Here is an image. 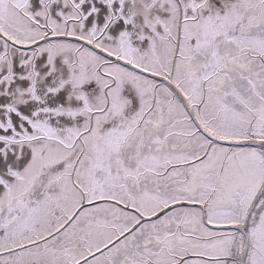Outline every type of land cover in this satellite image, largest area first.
<instances>
[{
  "label": "snow or ice",
  "instance_id": "6c2138e0",
  "mask_svg": "<svg viewBox=\"0 0 264 264\" xmlns=\"http://www.w3.org/2000/svg\"><path fill=\"white\" fill-rule=\"evenodd\" d=\"M0 264H264V0H0Z\"/></svg>",
  "mask_w": 264,
  "mask_h": 264
}]
</instances>
